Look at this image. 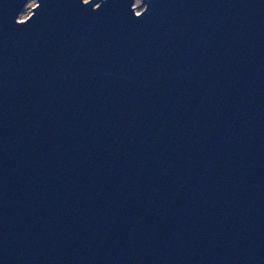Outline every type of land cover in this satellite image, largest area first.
Returning <instances> with one entry per match:
<instances>
[{
    "label": "water",
    "instance_id": "1",
    "mask_svg": "<svg viewBox=\"0 0 264 264\" xmlns=\"http://www.w3.org/2000/svg\"><path fill=\"white\" fill-rule=\"evenodd\" d=\"M0 0V264H264V0Z\"/></svg>",
    "mask_w": 264,
    "mask_h": 264
},
{
    "label": "rangeland",
    "instance_id": "2",
    "mask_svg": "<svg viewBox=\"0 0 264 264\" xmlns=\"http://www.w3.org/2000/svg\"><path fill=\"white\" fill-rule=\"evenodd\" d=\"M85 3L90 0H83ZM36 6L35 0H30L18 20L20 22H24L26 19H28L31 15L32 9ZM136 14H140L144 10V5L142 4L141 0H136L134 7Z\"/></svg>",
    "mask_w": 264,
    "mask_h": 264
}]
</instances>
